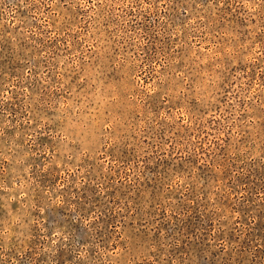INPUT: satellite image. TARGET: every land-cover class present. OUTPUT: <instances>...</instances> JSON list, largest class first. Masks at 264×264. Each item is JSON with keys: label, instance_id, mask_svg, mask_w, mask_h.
<instances>
[{"label": "rangeland", "instance_id": "rangeland-1", "mask_svg": "<svg viewBox=\"0 0 264 264\" xmlns=\"http://www.w3.org/2000/svg\"><path fill=\"white\" fill-rule=\"evenodd\" d=\"M0 264H264V0H0Z\"/></svg>", "mask_w": 264, "mask_h": 264}]
</instances>
